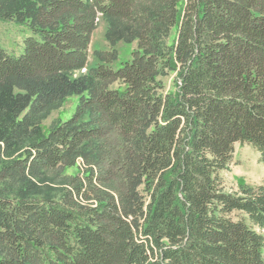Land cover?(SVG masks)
<instances>
[{"label":"trees","instance_id":"16d2710c","mask_svg":"<svg viewBox=\"0 0 264 264\" xmlns=\"http://www.w3.org/2000/svg\"><path fill=\"white\" fill-rule=\"evenodd\" d=\"M99 17L135 44L119 68L87 69ZM0 22L29 33L0 45V264H264V186L221 178L235 144L264 165V0H0Z\"/></svg>","mask_w":264,"mask_h":264},{"label":"rangeland","instance_id":"374dc122","mask_svg":"<svg viewBox=\"0 0 264 264\" xmlns=\"http://www.w3.org/2000/svg\"><path fill=\"white\" fill-rule=\"evenodd\" d=\"M107 27V21L99 17L96 27L91 34L87 69L95 66L99 62L94 54L96 51L116 50L117 59L112 64V67L119 68L122 63L130 59L131 52L135 49L134 43H125L123 41L111 46L106 39ZM27 35L29 33L24 27L13 23L0 22V45L11 55H20L22 40ZM85 72L86 70L75 73L72 77L77 78L85 74ZM161 80L165 90L172 92L174 89L172 82L173 76L163 77ZM115 86L114 84L113 87ZM78 100L79 96L76 94L67 96L59 106L50 109L40 117L38 119V125L43 135L46 136L56 125L70 119L75 111ZM258 157L257 152L252 147L246 144L234 145L232 163L229 169L221 174L226 191H234L240 183L250 186H264V165L259 163ZM81 168V162L77 161L74 165L63 169V176L71 177L81 175ZM57 192H54V194Z\"/></svg>","mask_w":264,"mask_h":264}]
</instances>
